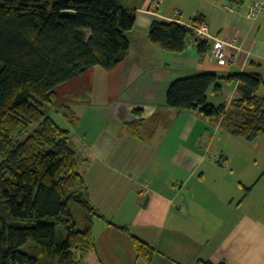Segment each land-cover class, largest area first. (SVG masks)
<instances>
[{
	"label": "crops",
	"instance_id": "1",
	"mask_svg": "<svg viewBox=\"0 0 264 264\" xmlns=\"http://www.w3.org/2000/svg\"><path fill=\"white\" fill-rule=\"evenodd\" d=\"M135 1L121 0L136 10L138 28L127 32V57L111 71L92 67L54 90L55 100L64 98L54 100L56 122L69 130L87 198L102 216H93L98 255L104 264H264V163L247 160L244 139L217 123L166 105L177 78L217 73L221 90L211 87L208 101L226 106L238 90L223 77L264 78V16L246 17L251 0ZM198 15V26L213 37L240 45L227 48L232 64L217 65L210 49L198 52L195 33L181 52L149 41L153 20L192 28ZM62 105L72 117L58 110ZM132 236L152 249L148 262L135 255Z\"/></svg>",
	"mask_w": 264,
	"mask_h": 264
},
{
	"label": "trees",
	"instance_id": "2",
	"mask_svg": "<svg viewBox=\"0 0 264 264\" xmlns=\"http://www.w3.org/2000/svg\"><path fill=\"white\" fill-rule=\"evenodd\" d=\"M135 23L136 10L121 0H0V264H104L93 231V216H102L87 198L69 130L52 116L54 88L95 66L113 70L129 53L127 32ZM192 33L187 24L153 20L148 39L181 52ZM209 47L197 39L198 52ZM223 78L237 82L228 106L208 101L211 87L221 90L215 72L174 79L166 105L251 141L264 133V78L245 72ZM72 204L82 216L75 217ZM131 239L135 255L148 262L152 249Z\"/></svg>",
	"mask_w": 264,
	"mask_h": 264
},
{
	"label": "built area",
	"instance_id": "3",
	"mask_svg": "<svg viewBox=\"0 0 264 264\" xmlns=\"http://www.w3.org/2000/svg\"><path fill=\"white\" fill-rule=\"evenodd\" d=\"M260 16H264V0H251L246 9V17L255 22ZM195 35L202 40L212 39L210 46V59L217 65L226 66L234 62L235 54L228 52L227 48L239 50L240 45L235 42H227L221 38L213 37L205 26H192Z\"/></svg>",
	"mask_w": 264,
	"mask_h": 264
},
{
	"label": "rangeland",
	"instance_id": "4",
	"mask_svg": "<svg viewBox=\"0 0 264 264\" xmlns=\"http://www.w3.org/2000/svg\"><path fill=\"white\" fill-rule=\"evenodd\" d=\"M136 3L138 2V0L135 1ZM157 5V4H156ZM135 29L134 30H138L137 27H134ZM189 37L190 34L188 35ZM188 37V38H189ZM156 48H160L159 46L155 45ZM162 49V48H160ZM159 49V50H160ZM164 50V49H163ZM167 51V50H166ZM95 67H98L100 69H102L101 67L99 66H95ZM104 70V69H103ZM66 88H68V85H64ZM61 88V86H59ZM58 87V88H59ZM54 90H57V87L54 88ZM264 91V88H261L260 90V93H262ZM67 93H71V92H67ZM69 96V95H68ZM68 98V97H67ZM60 100L56 99L55 100V104L62 101V99L64 98H59ZM53 116L55 117L56 121L60 124L62 121L60 120V118L58 116H56L55 113H53ZM243 144H248L247 146H249L250 148V152L249 154H246V158L247 160H251L253 164H260V163H264V133L258 135L256 138L252 139L251 141H247V140H243ZM71 208L73 210V214L75 215V217L79 215L82 216V209L79 205L77 204H72L71 205ZM32 244V242H29L27 244H25L23 247H22V250H25L27 251L29 249V246Z\"/></svg>",
	"mask_w": 264,
	"mask_h": 264
},
{
	"label": "water",
	"instance_id": "5",
	"mask_svg": "<svg viewBox=\"0 0 264 264\" xmlns=\"http://www.w3.org/2000/svg\"><path fill=\"white\" fill-rule=\"evenodd\" d=\"M147 198L148 196H146L145 200H144V203H143V206L145 205L146 201H147Z\"/></svg>",
	"mask_w": 264,
	"mask_h": 264
}]
</instances>
